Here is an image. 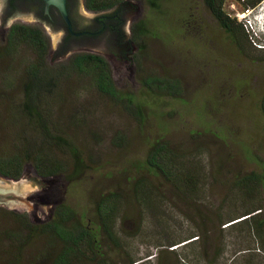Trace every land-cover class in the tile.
Returning <instances> with one entry per match:
<instances>
[{
  "label": "rangeland",
  "instance_id": "374dc122",
  "mask_svg": "<svg viewBox=\"0 0 264 264\" xmlns=\"http://www.w3.org/2000/svg\"><path fill=\"white\" fill-rule=\"evenodd\" d=\"M138 3L141 13H124L123 27L129 36L135 23H143L140 38L122 45L103 37L92 51L109 63L118 100L76 72L64 78L62 88L43 94L42 116L84 160L72 182L65 176L72 170L70 151L48 146L23 109L25 68L33 53L21 45L14 60L0 58V154L30 141L66 169L45 179L30 162L24 164L19 180L24 177L37 189L27 197L29 213L0 206V264H53L63 246L48 234L24 246L27 232L13 213L26 214L30 223L39 225L65 204L92 226L96 199L110 191L122 197L111 226L116 244L104 238L100 242L115 264H264V250L251 228L245 223L228 226L264 201L262 185L254 190L236 185L239 177L261 174L264 167V52L258 50L264 48V0L248 9L236 0L223 5L237 21L246 20L243 27L251 34L246 54L204 0L132 1ZM128 4L124 10H132ZM45 34L51 45L48 64H65L69 54H61L54 33ZM5 37L0 18L1 45ZM156 79L177 82L179 94L161 88ZM157 141L183 156V169L193 171V186L174 184L149 168L146 158ZM0 179L11 181L2 175ZM137 181L146 188V203L136 202ZM204 229L211 241L208 256L218 255L213 263L192 258L202 257L197 241ZM196 234L201 236L195 246L183 245ZM90 256L88 252L70 264H95Z\"/></svg>",
  "mask_w": 264,
  "mask_h": 264
},
{
  "label": "trees",
  "instance_id": "16d2710c",
  "mask_svg": "<svg viewBox=\"0 0 264 264\" xmlns=\"http://www.w3.org/2000/svg\"><path fill=\"white\" fill-rule=\"evenodd\" d=\"M126 0H85L88 9L100 11L114 7ZM154 3L155 0H149ZM226 0H204L207 8L216 18L219 25L229 34L231 41L243 49L244 54L248 52L247 47L251 45V34L246 33V20L237 21L236 16H231L223 9ZM242 1L246 9L256 8L262 0H236ZM244 11V8L242 9ZM194 26H198L194 25ZM244 26V27H243ZM144 33L143 23L137 22L132 27L131 39L135 42ZM252 39V38H251ZM24 45L33 53V60L25 68L26 80L24 83V111L36 122L42 133L44 142L48 146H54L56 149H68L72 155V170L65 175L68 181H74L84 168V160L78 149L73 146L64 136L53 133L49 127L48 120L42 116L41 102L43 94H51L57 88H62L63 80L70 73L87 75L98 91L108 95L113 100H118V91L114 86L111 76V70L107 60L100 54L79 53L71 56L65 64L51 66L47 62V55L50 48V42L47 35L38 27L15 23L7 31L5 43L0 44V58L15 59L17 49ZM264 52V48H259ZM243 54V55H244ZM155 82L166 88L169 93L179 94L180 88L177 82L156 79ZM260 109L264 119V88L260 100ZM2 152V151H0ZM0 154V175L19 179L22 175L24 164L30 162L38 176L49 178L66 171L65 166L56 161L44 151L37 148L35 143H20L13 148V152L8 155ZM149 168L163 175L167 180L174 184L186 182L192 184L193 171L184 166V158L178 155L167 142L157 141L146 158ZM236 185L239 188L254 190L262 185L264 195V167L261 174L250 173L237 179ZM144 184L137 181L134 185L137 203H146L143 199L147 195ZM122 197L115 191L106 192L98 196L95 201V220L91 226L88 223H82L76 216L75 211L65 205H57L52 213V217L45 223L34 225L27 220L26 214L13 213L16 220L19 221L22 228L27 232V236L22 240V244L28 245V241L36 236L48 234L58 238L63 246L54 257L53 264H70L73 258H80L86 253H91V261L95 264H115L109 260L101 251V238L115 243V238L111 226L122 208ZM244 218L240 220L230 219L228 226L245 223L250 227L255 236L258 237L260 248L264 250V201L255 207L249 208L243 214ZM228 222V223H229ZM71 224V227H68ZM214 225V224H213ZM219 227V226H218ZM221 229V227H219ZM203 231V230H202ZM203 235L196 234L194 238L183 245L189 244L195 246L199 242L201 256H192L195 263L201 258H205L210 263L217 260V256L209 257L210 238L207 230L204 229ZM201 236V240L197 241ZM21 238L16 235V239ZM190 238V239H191ZM21 241V239H20ZM197 241V242H196ZM25 243V244H24ZM182 245V246H183ZM173 250V249H172Z\"/></svg>",
  "mask_w": 264,
  "mask_h": 264
},
{
  "label": "flooded vegetation",
  "instance_id": "af4514ba",
  "mask_svg": "<svg viewBox=\"0 0 264 264\" xmlns=\"http://www.w3.org/2000/svg\"><path fill=\"white\" fill-rule=\"evenodd\" d=\"M132 1L126 0L112 8L95 11L87 8L85 0H64L66 19L59 4L54 1L1 0L0 18L5 35L15 23L38 27L44 33H54L61 54H69V59L79 53H95L92 52L94 46L103 37L109 40L116 38L122 45L134 43L131 39L132 27L128 30L129 36H126L123 27L126 20L124 13H128V17L131 13H141L139 3L135 5ZM125 2L132 10H124ZM50 50L51 45L48 54Z\"/></svg>",
  "mask_w": 264,
  "mask_h": 264
},
{
  "label": "water",
  "instance_id": "95a60500",
  "mask_svg": "<svg viewBox=\"0 0 264 264\" xmlns=\"http://www.w3.org/2000/svg\"><path fill=\"white\" fill-rule=\"evenodd\" d=\"M48 2H56L59 4L64 17L66 12L64 8V0H47ZM59 1V2H58ZM67 19V17H66ZM3 180L0 179V206L8 209H18L25 213H29L32 209L27 197L34 193L37 189L33 182H24L25 178ZM32 198V197H31Z\"/></svg>",
  "mask_w": 264,
  "mask_h": 264
}]
</instances>
